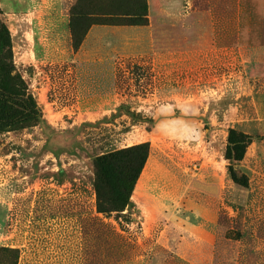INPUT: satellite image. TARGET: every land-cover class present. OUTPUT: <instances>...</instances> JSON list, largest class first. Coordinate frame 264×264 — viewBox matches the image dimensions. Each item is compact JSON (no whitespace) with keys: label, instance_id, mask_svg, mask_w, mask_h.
<instances>
[{"label":"rangeland","instance_id":"1","mask_svg":"<svg viewBox=\"0 0 264 264\" xmlns=\"http://www.w3.org/2000/svg\"><path fill=\"white\" fill-rule=\"evenodd\" d=\"M76 1L0 0L15 70L41 116L0 133V249L18 250V264H192L182 222L195 217L207 230L217 208L229 238L264 236L254 99L264 86L246 74L241 50L257 42L264 0H150L143 33L103 26L74 51ZM230 129L258 137L234 164L235 181L224 158ZM141 143L149 155L135 207L97 213L94 156Z\"/></svg>","mask_w":264,"mask_h":264},{"label":"trees","instance_id":"2","mask_svg":"<svg viewBox=\"0 0 264 264\" xmlns=\"http://www.w3.org/2000/svg\"><path fill=\"white\" fill-rule=\"evenodd\" d=\"M147 12V0H77L70 9L68 23L73 50L80 48L94 26H147ZM126 114L133 117L129 112ZM40 121L36 102L15 70L9 31L0 20V133L24 126H37ZM256 139L257 136L228 130L224 158L230 163L228 172L233 181L236 180L234 164L244 159L246 149ZM148 155L149 144L141 143L122 149L106 146L94 156L93 188L97 213L109 217L135 207L131 197ZM18 260V250L0 249V264H18Z\"/></svg>","mask_w":264,"mask_h":264},{"label":"crops","instance_id":"3","mask_svg":"<svg viewBox=\"0 0 264 264\" xmlns=\"http://www.w3.org/2000/svg\"><path fill=\"white\" fill-rule=\"evenodd\" d=\"M147 5L149 7L150 0H147ZM148 18L152 19L151 16H148ZM262 22L264 23V20ZM150 25L147 27H118L113 29L121 32V36L129 33L137 35L143 33ZM100 27L103 26L92 27L85 40L88 39L92 30ZM257 32V42L245 46L241 50L245 54L246 74L250 78H254L257 84L264 86V24H259ZM254 99L257 106L256 112L261 116V120H264V91H260V87L257 89ZM224 208L230 209L231 207L224 206ZM261 209L264 212V206ZM219 211L220 208H217L211 212L213 216L211 215L207 230L195 217L191 218V223L187 222V224L184 221L182 227L178 225L181 229H185L188 237L192 239V252L189 255L192 264H264V236L253 235L229 238V230L226 229L225 222L218 215ZM196 247L206 249V253H200V249ZM179 256L183 259L188 258L187 253Z\"/></svg>","mask_w":264,"mask_h":264},{"label":"bare ground","instance_id":"4","mask_svg":"<svg viewBox=\"0 0 264 264\" xmlns=\"http://www.w3.org/2000/svg\"><path fill=\"white\" fill-rule=\"evenodd\" d=\"M142 178V177H141ZM141 178L139 179V182L141 181Z\"/></svg>","mask_w":264,"mask_h":264}]
</instances>
